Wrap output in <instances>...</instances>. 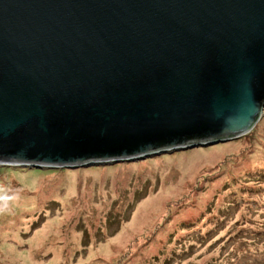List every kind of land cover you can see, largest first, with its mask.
<instances>
[{
  "label": "water",
  "instance_id": "water-1",
  "mask_svg": "<svg viewBox=\"0 0 264 264\" xmlns=\"http://www.w3.org/2000/svg\"><path fill=\"white\" fill-rule=\"evenodd\" d=\"M263 109L264 0H0V165L139 161Z\"/></svg>",
  "mask_w": 264,
  "mask_h": 264
},
{
  "label": "rangeland",
  "instance_id": "rangeland-1",
  "mask_svg": "<svg viewBox=\"0 0 264 264\" xmlns=\"http://www.w3.org/2000/svg\"><path fill=\"white\" fill-rule=\"evenodd\" d=\"M261 173L264 109L238 139L139 161L0 165V264H264Z\"/></svg>",
  "mask_w": 264,
  "mask_h": 264
},
{
  "label": "trees",
  "instance_id": "trees-1",
  "mask_svg": "<svg viewBox=\"0 0 264 264\" xmlns=\"http://www.w3.org/2000/svg\"><path fill=\"white\" fill-rule=\"evenodd\" d=\"M254 129V128H253ZM252 129V130H253ZM251 130V131H252ZM247 135V134H246ZM262 175H260V177L261 178H263L264 179V173H261ZM253 177H257V176H248V177H245L247 180H249L250 181V183L252 182V181H255L254 179L253 180H251ZM261 183H263V182H261ZM261 183H257V182H255V183H253V185H255V186H261V188H262V186H263V184H261ZM207 216H209V214H207ZM190 227H192L191 225H186V224H184V226L181 228V231H186V232H188V229L190 228Z\"/></svg>",
  "mask_w": 264,
  "mask_h": 264
},
{
  "label": "bare ground",
  "instance_id": "bare-ground-1",
  "mask_svg": "<svg viewBox=\"0 0 264 264\" xmlns=\"http://www.w3.org/2000/svg\"><path fill=\"white\" fill-rule=\"evenodd\" d=\"M174 187V186H173ZM173 187H170V188H173ZM170 188H169V190H170ZM168 191V190H167Z\"/></svg>",
  "mask_w": 264,
  "mask_h": 264
}]
</instances>
